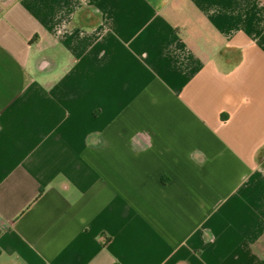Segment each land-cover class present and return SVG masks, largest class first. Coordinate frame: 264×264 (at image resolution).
I'll list each match as a JSON object with an SVG mask.
<instances>
[{
	"label": "crops",
	"instance_id": "obj_1",
	"mask_svg": "<svg viewBox=\"0 0 264 264\" xmlns=\"http://www.w3.org/2000/svg\"><path fill=\"white\" fill-rule=\"evenodd\" d=\"M0 264H264V0H0Z\"/></svg>",
	"mask_w": 264,
	"mask_h": 264
}]
</instances>
